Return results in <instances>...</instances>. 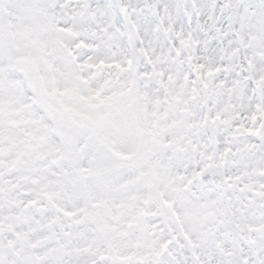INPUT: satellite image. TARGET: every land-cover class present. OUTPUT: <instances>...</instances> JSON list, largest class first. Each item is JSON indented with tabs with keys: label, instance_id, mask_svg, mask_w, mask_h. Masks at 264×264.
<instances>
[{
	"label": "snow or ice",
	"instance_id": "6c2138e0",
	"mask_svg": "<svg viewBox=\"0 0 264 264\" xmlns=\"http://www.w3.org/2000/svg\"><path fill=\"white\" fill-rule=\"evenodd\" d=\"M0 264H264V0H0Z\"/></svg>",
	"mask_w": 264,
	"mask_h": 264
}]
</instances>
